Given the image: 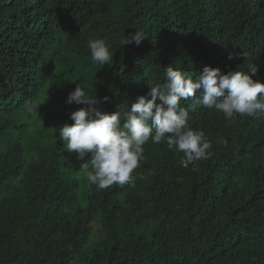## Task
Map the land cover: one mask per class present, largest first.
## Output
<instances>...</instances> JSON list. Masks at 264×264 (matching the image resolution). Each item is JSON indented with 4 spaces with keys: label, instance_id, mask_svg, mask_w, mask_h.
Segmentation results:
<instances>
[{
    "label": "trees",
    "instance_id": "obj_1",
    "mask_svg": "<svg viewBox=\"0 0 264 264\" xmlns=\"http://www.w3.org/2000/svg\"><path fill=\"white\" fill-rule=\"evenodd\" d=\"M251 60L264 82V0H0V264H264V117L228 120L197 93L181 106L212 155L184 167L150 140L134 184L104 190L57 133L87 107L66 103L78 83L123 120L169 64L195 78Z\"/></svg>",
    "mask_w": 264,
    "mask_h": 264
},
{
    "label": "clouds",
    "instance_id": "obj_2",
    "mask_svg": "<svg viewBox=\"0 0 264 264\" xmlns=\"http://www.w3.org/2000/svg\"><path fill=\"white\" fill-rule=\"evenodd\" d=\"M143 37L138 31L130 32L121 43L138 45ZM87 46L91 61L99 65L97 70L104 64H112L113 52L106 39L90 38ZM235 56L230 53L229 59ZM252 61L246 70L227 72L204 65L195 78L169 64L164 68L163 82H154L146 94L138 95L123 120L118 110L110 114L101 111L96 97L78 83L69 92L66 103L87 107L70 113L71 125L58 127L63 149L75 151L77 159L82 161L89 157L80 167L89 185L98 190L133 185V172L140 166L143 146L150 140L153 144H166L168 150L182 152L184 167L206 160L212 155L211 141L202 130L190 125L181 101L200 93L196 97L198 105L221 112L228 120L235 115L264 117V82L252 78L258 71Z\"/></svg>",
    "mask_w": 264,
    "mask_h": 264
}]
</instances>
